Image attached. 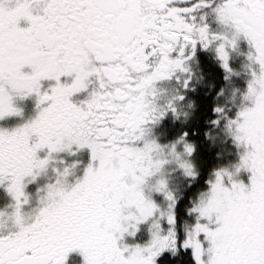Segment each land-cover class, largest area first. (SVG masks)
<instances>
[{
	"label": "snow or ice",
	"instance_id": "snow-or-ice-1",
	"mask_svg": "<svg viewBox=\"0 0 264 264\" xmlns=\"http://www.w3.org/2000/svg\"><path fill=\"white\" fill-rule=\"evenodd\" d=\"M241 39L244 90L230 64ZM198 46L224 70L204 135L238 156L206 188L199 102L183 91L203 80ZM169 113L184 127L161 143L151 126ZM14 116L0 124V264L75 251L81 264H174L182 249L190 264H264V0H0V121Z\"/></svg>",
	"mask_w": 264,
	"mask_h": 264
},
{
	"label": "trees",
	"instance_id": "trees-1",
	"mask_svg": "<svg viewBox=\"0 0 264 264\" xmlns=\"http://www.w3.org/2000/svg\"><path fill=\"white\" fill-rule=\"evenodd\" d=\"M196 51L198 67L199 71L203 73V80L201 82L192 81L195 87L185 91L187 92L185 100L191 97L199 102V108L194 117V121L198 120V131L195 135L203 141L200 148L205 163L203 164L200 184L206 187L207 184L205 181H207L208 174L212 167L222 161L221 157L216 155L217 152H220L219 148L217 145H212V141L204 135L203 129L211 127L208 121L215 116V113H213L211 109L214 106L213 99L215 93L224 82V70L211 52L206 51L201 46H198ZM237 81L240 83V78ZM182 127H184V125L181 124L179 119H175L173 116L169 115L163 119L162 124L157 128L156 137L161 143H166L168 140L172 139L173 133L177 130H181ZM186 199L187 197L182 198L181 202H186ZM190 261L191 257L189 253L183 249L178 252L174 258V264H190Z\"/></svg>",
	"mask_w": 264,
	"mask_h": 264
},
{
	"label": "rangeland",
	"instance_id": "rangeland-1",
	"mask_svg": "<svg viewBox=\"0 0 264 264\" xmlns=\"http://www.w3.org/2000/svg\"><path fill=\"white\" fill-rule=\"evenodd\" d=\"M245 43H247L246 40L241 39L238 43L237 49L233 50L231 52V55H230V64L236 70V73H238V74L234 73V75L232 77L233 86H235L241 90L246 89L247 81L250 78V73L248 71L244 70V65L247 62V52L249 49L248 44L246 45ZM203 49H205V48H203ZM205 50L211 52L215 56L214 50H212V49H205ZM193 61H194V68H196L197 64H198L197 59L195 60V57H193ZM239 78H240V83H239V81H237V80H239ZM171 85H176L177 87L179 86L178 82L174 78L171 81L165 82V86H171ZM183 91L185 92L187 90L184 89ZM185 94H186L185 95V99H186L187 92H185ZM169 115L173 116L171 113H169L165 117H167ZM164 118H162L159 123L151 126V133H150L151 135H155V136L157 135V128L162 124ZM217 147L221 151V145L217 144ZM220 157H221L222 161L219 164H226L229 161H235L236 159H238L236 146L232 145V144H226L223 148V153H222V155H220ZM71 158L72 157H69V159H71ZM79 158L86 162L89 158V155H86L85 152L82 150ZM219 164H217V165H219ZM169 174L172 177L173 183L183 181V178L180 176L178 169L171 171ZM241 177L245 181H247L246 172L242 171ZM154 195L157 199H162V196L160 194H154ZM147 235L148 234H147L146 230L142 229L141 232L137 233V236L135 237V239L142 241L144 239H147ZM129 239L131 240L132 238H129Z\"/></svg>",
	"mask_w": 264,
	"mask_h": 264
},
{
	"label": "flooded vegetation",
	"instance_id": "flooded-vegetation-1",
	"mask_svg": "<svg viewBox=\"0 0 264 264\" xmlns=\"http://www.w3.org/2000/svg\"><path fill=\"white\" fill-rule=\"evenodd\" d=\"M245 44L247 45L248 43H245ZM196 59H197V51H196L195 60ZM196 68L199 69L198 64H197ZM45 83H47V82H45ZM80 95H82V94H77V96H80ZM24 105H25V110H24L25 118L28 117L29 115L34 114V112H33L34 100L32 98H28L26 101H24ZM19 120H20L19 117L14 116V117H10L4 121H0V124H3L5 126H10V125H13V124L19 122ZM83 151L85 152L86 155H89V150L87 148H85V150H83ZM246 175H247V173H246ZM35 187H36L35 183H30L28 185V190L30 192H34ZM9 200H10V197L6 194L5 190L2 187H0V208L4 207L6 204H8ZM34 202L35 201H33V203ZM81 261H82V256L80 255V253L78 251H75L71 254V257L69 259L68 264H81Z\"/></svg>",
	"mask_w": 264,
	"mask_h": 264
},
{
	"label": "clouds",
	"instance_id": "clouds-1",
	"mask_svg": "<svg viewBox=\"0 0 264 264\" xmlns=\"http://www.w3.org/2000/svg\"><path fill=\"white\" fill-rule=\"evenodd\" d=\"M233 18H235V17H233Z\"/></svg>",
	"mask_w": 264,
	"mask_h": 264
}]
</instances>
